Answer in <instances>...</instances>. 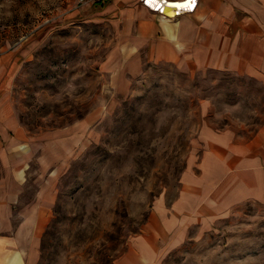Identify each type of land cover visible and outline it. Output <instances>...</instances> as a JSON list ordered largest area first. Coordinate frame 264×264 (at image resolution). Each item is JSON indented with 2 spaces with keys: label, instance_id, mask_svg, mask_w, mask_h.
I'll list each match as a JSON object with an SVG mask.
<instances>
[{
  "label": "rangeland",
  "instance_id": "rangeland-1",
  "mask_svg": "<svg viewBox=\"0 0 264 264\" xmlns=\"http://www.w3.org/2000/svg\"><path fill=\"white\" fill-rule=\"evenodd\" d=\"M99 8L0 0V52H29L12 90L30 153L23 165L28 194L61 169L33 264H114L178 196L184 171L199 158L203 127L245 137L264 127L262 82L146 61L132 74L117 28L94 14ZM9 169L0 157V196ZM156 243L157 264H264V199Z\"/></svg>",
  "mask_w": 264,
  "mask_h": 264
},
{
  "label": "crops",
  "instance_id": "crops-1",
  "mask_svg": "<svg viewBox=\"0 0 264 264\" xmlns=\"http://www.w3.org/2000/svg\"><path fill=\"white\" fill-rule=\"evenodd\" d=\"M94 14L117 28L119 49L132 74L144 61L162 62L189 74L226 70L264 84V0H196L193 8L172 16L145 0H107ZM28 59V50L21 47L0 52V157L12 174L0 196V264H33L52 218L61 170L57 165L36 192L28 194L23 165L30 153L23 151L27 135L12 95ZM199 142V158L184 171L176 199L151 216L147 236L133 240L114 264H157L160 237L211 220L243 201L264 199V127L245 137L205 126Z\"/></svg>",
  "mask_w": 264,
  "mask_h": 264
},
{
  "label": "water",
  "instance_id": "water-1",
  "mask_svg": "<svg viewBox=\"0 0 264 264\" xmlns=\"http://www.w3.org/2000/svg\"><path fill=\"white\" fill-rule=\"evenodd\" d=\"M145 1L147 3V0H145ZM185 2H186V0H184V1H165V0H162L161 2H159L156 5L155 8L156 9H159L160 11H162V13L164 15H166V16H172V15H175L178 11L176 10L175 7H171V4H173V5H176V4H184ZM160 3H162L163 5H160L159 6ZM183 8L184 9H188V8H185V7H183Z\"/></svg>",
  "mask_w": 264,
  "mask_h": 264
},
{
  "label": "bare ground",
  "instance_id": "bare-ground-1",
  "mask_svg": "<svg viewBox=\"0 0 264 264\" xmlns=\"http://www.w3.org/2000/svg\"><path fill=\"white\" fill-rule=\"evenodd\" d=\"M159 2H161V1H160V0H155V2H153V0H147V4H149V5L152 6V7H156V5H157ZM195 2H196V0H195ZM160 5H163V4L160 3L159 6H160ZM178 5H182V4H176V5L171 4V7H175L177 11H180L183 7H179ZM193 6H194V5H192V6L189 7V8H193ZM189 8H188V9H189Z\"/></svg>",
  "mask_w": 264,
  "mask_h": 264
},
{
  "label": "built area",
  "instance_id": "built-area-1",
  "mask_svg": "<svg viewBox=\"0 0 264 264\" xmlns=\"http://www.w3.org/2000/svg\"><path fill=\"white\" fill-rule=\"evenodd\" d=\"M99 1L100 0H79V2L81 3V6H85V5L89 6Z\"/></svg>",
  "mask_w": 264,
  "mask_h": 264
},
{
  "label": "snow or ice",
  "instance_id": "snow-or-ice-1",
  "mask_svg": "<svg viewBox=\"0 0 264 264\" xmlns=\"http://www.w3.org/2000/svg\"><path fill=\"white\" fill-rule=\"evenodd\" d=\"M153 2H155V0H153ZM195 4V0H186V2L182 5H178L179 7H185V8H189L190 6Z\"/></svg>",
  "mask_w": 264,
  "mask_h": 264
},
{
  "label": "trees",
  "instance_id": "trees-1",
  "mask_svg": "<svg viewBox=\"0 0 264 264\" xmlns=\"http://www.w3.org/2000/svg\"><path fill=\"white\" fill-rule=\"evenodd\" d=\"M105 2H107V0H100L99 1L100 5H103Z\"/></svg>",
  "mask_w": 264,
  "mask_h": 264
}]
</instances>
